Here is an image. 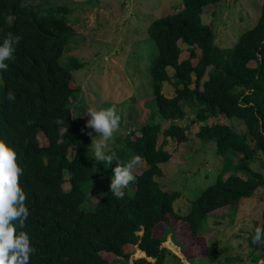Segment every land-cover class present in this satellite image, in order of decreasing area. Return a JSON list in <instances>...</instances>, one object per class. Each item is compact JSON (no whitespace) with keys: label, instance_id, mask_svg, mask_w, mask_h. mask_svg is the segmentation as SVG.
I'll use <instances>...</instances> for the list:
<instances>
[{"label":"trees","instance_id":"trees-1","mask_svg":"<svg viewBox=\"0 0 264 264\" xmlns=\"http://www.w3.org/2000/svg\"><path fill=\"white\" fill-rule=\"evenodd\" d=\"M25 1L0 0V37H20L14 58L5 61L7 70H0V140L13 148L23 169L19 183L29 215L17 230L29 235L35 249L29 264H166L169 233L187 260L219 261L224 250L206 245L200 230L210 214L236 207L264 187V173L254 167L257 162L264 167V3L256 23L231 48L219 47L216 31L203 22L205 8L223 0H182L174 13L151 24L148 33L158 50L150 65L154 113L137 129L139 136L133 131L106 151L115 152L121 164L139 156L136 166L147 167L141 174L133 172L134 181L116 198L109 184L117 162L94 161L90 144L96 133L89 136L87 119L73 116L71 102L79 93L73 72L82 64L61 63L73 34L60 16L67 15V6L49 8L44 15ZM181 44L187 46L185 59ZM167 84L175 96L165 95ZM9 91L14 100L7 99ZM187 108L196 110V117L180 126L178 121L188 120ZM218 117L241 121L248 135L227 123H208ZM58 119L63 123L57 124ZM194 125H200L196 137L216 146L233 171L227 178L219 174L181 215L175 209L180 192L163 190L157 179L172 159L166 150L169 140L187 143ZM40 134L47 146L40 144ZM67 181L69 191L64 189ZM94 182L103 186L104 195L89 208L86 190ZM182 223L188 226V238L199 244L190 255ZM252 235L251 245L261 250L254 261L264 262V237L252 244Z\"/></svg>","mask_w":264,"mask_h":264},{"label":"rangeland","instance_id":"rangeland-1","mask_svg":"<svg viewBox=\"0 0 264 264\" xmlns=\"http://www.w3.org/2000/svg\"><path fill=\"white\" fill-rule=\"evenodd\" d=\"M182 0H26L25 3L37 7L46 15L49 8L66 7V20L73 27V34L65 42L61 63L70 66L77 60L82 64L73 72L74 85L79 93L72 99L71 106L75 118H86L89 108H107L114 106L120 120L112 139L106 143L105 151L115 146L119 138L144 125L154 113L151 58L157 53V47L149 36L151 24L168 14L174 13ZM264 0H223L221 3L205 8L203 22L216 31V44L221 48L233 47L240 33L253 26L261 12ZM181 59L188 57L187 46L181 44ZM254 65V63H250ZM170 74L173 71L170 70ZM168 97L175 96L174 88L167 84L164 89ZM188 120L179 122L186 126L195 119L196 110L187 108ZM162 122V121H161ZM210 125L227 123L241 130H247L241 121H231L221 117L210 119ZM164 128L168 124L163 125ZM200 125H194L188 135L187 143L169 140L166 150L172 155L169 163L163 165L164 175L158 178L161 188L169 192H180V199L175 204L179 214H187L193 201L213 185L219 174L227 178L233 168L221 157L214 145H204L197 137ZM248 135V134H247ZM42 146L48 145V139L39 135ZM163 141L160 136L159 145ZM139 164L133 170L135 175L146 169ZM257 170L264 167L257 162ZM68 180V177H67ZM103 188V186H101ZM105 187V186H104ZM94 182L87 188L88 206L98 203L104 189ZM64 189H71L70 183ZM101 192H100V191ZM179 224L185 232L183 243L187 254L199 250L191 238L188 226ZM264 224V187L258 189L250 199L243 200L236 207L219 209L207 219L199 232V238L206 245L224 250L217 262L206 258L187 260L174 243L172 233L167 234L166 247L169 249L166 264H262L255 262L261 250L250 243V236L257 226ZM183 227V228H182ZM182 228V229H181ZM182 235V233H179ZM206 245L205 248H206ZM179 252V253H178ZM185 256V255H184ZM239 258L230 262L227 258ZM185 258V259H184Z\"/></svg>","mask_w":264,"mask_h":264},{"label":"clouds","instance_id":"clouds-1","mask_svg":"<svg viewBox=\"0 0 264 264\" xmlns=\"http://www.w3.org/2000/svg\"><path fill=\"white\" fill-rule=\"evenodd\" d=\"M20 37L7 34L0 37V70H7V60L14 58L15 45ZM9 101L15 97L11 91L7 94ZM89 116L85 128L90 129L87 134L93 136L90 148L91 156L98 164L116 166L112 168L109 190L116 198H122L124 189L134 181L133 168L139 162V156H132L126 164H121L115 152H106V143L112 139L113 133L118 128L120 120L114 106L107 108H89ZM57 124L63 121L58 119ZM23 169L16 161V152L5 141L0 140V264H29L30 254L35 249L32 247L29 235L22 228L28 218V208L25 206L26 194L19 183ZM264 237V228L257 226L251 237L252 244H258ZM264 264V262H262Z\"/></svg>","mask_w":264,"mask_h":264}]
</instances>
